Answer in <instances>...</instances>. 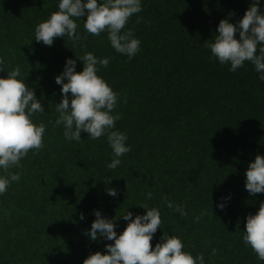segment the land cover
I'll list each match as a JSON object with an SVG mask.
<instances>
[{"label":"trees","instance_id":"trees-1","mask_svg":"<svg viewBox=\"0 0 264 264\" xmlns=\"http://www.w3.org/2000/svg\"><path fill=\"white\" fill-rule=\"evenodd\" d=\"M251 3L141 0L142 11L124 29L141 42L129 60L106 32L84 29L86 16L76 20L79 41L36 42V26L59 10V0H0V78L19 66L17 78L44 106L31 119L46 126L44 147L9 170L20 179L0 194V264H83L114 243L85 235L95 211L114 220L119 235L128 223L122 216L145 215V204L161 214L153 249L164 234L175 235L184 251L203 254L204 264H264L243 241L247 216L264 202V193L252 196L245 188L248 165L264 156V81L251 62L232 72L204 46L221 20L238 23ZM259 8L264 12V0ZM87 52L109 59L97 74L118 94L112 114L121 119L113 130L127 135L131 150L115 169L108 168L114 154L106 134L93 140L81 133L77 142L55 124L62 99L55 78L68 59L82 72L79 59ZM110 188L118 195L110 196ZM169 201L187 215L168 208Z\"/></svg>","mask_w":264,"mask_h":264},{"label":"clouds","instance_id":"clouds-1","mask_svg":"<svg viewBox=\"0 0 264 264\" xmlns=\"http://www.w3.org/2000/svg\"><path fill=\"white\" fill-rule=\"evenodd\" d=\"M259 4L260 0H252L236 24L221 20L218 35L214 41L205 42L204 46L210 48L212 56L221 64L230 63L232 72L243 67L246 61L251 62L264 81V12H261ZM58 9L36 26V42L50 47L58 37L67 36L73 42L79 41L81 37L76 34V20L86 16L84 29L92 36L106 32L111 47L117 53L131 60L140 51V40L135 38L132 30L124 29L129 19L142 11L141 0H59ZM79 60L83 63L82 72L76 71L75 60L68 59L63 72L55 78L62 93L61 102L56 105L59 117L55 124H63L64 137L77 142H81V133H87L93 140L106 134L114 154L108 168L115 169L121 163L119 157L131 149L125 143L127 135L113 130L116 121L121 119L119 114H112L118 94L97 74V66L107 67L109 59H99L87 52ZM3 63V58H0V65ZM0 71L4 69L0 67ZM19 76L20 68L17 66L7 72V78H0V169L6 173L0 176V194L7 191L11 182L20 179V173L9 170L22 167L20 161L30 150L39 151L44 147L46 126L43 123L37 125L31 119L33 114L44 112V106L36 98L35 91L17 78ZM245 175V188L250 195L264 193V156L256 155ZM107 191L110 196L118 195L116 189ZM151 197L149 192L148 198ZM167 207L174 208L181 216L187 215L182 205L174 206L169 201ZM219 207L223 210L225 205L222 203ZM142 208L146 209L145 215H136L133 219V213L127 211L122 216L128 223L119 235L115 231V221L95 211L96 219L85 235L92 241L105 239L114 243L105 245L107 254L97 251L90 254L83 264H204L203 254L194 257L184 251V244L175 235L164 234L153 249L151 241L160 229L161 214L157 208H149L147 204ZM80 219H84L83 214ZM199 220L200 217H196V222ZM245 228L244 243L251 247L259 260L264 261V202L260 203L255 215L247 216ZM212 254H216L215 249Z\"/></svg>","mask_w":264,"mask_h":264}]
</instances>
